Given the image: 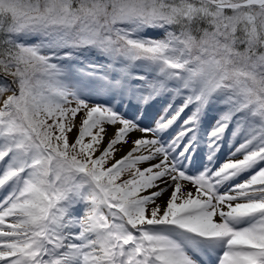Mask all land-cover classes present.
<instances>
[{"label": "snow or ice", "instance_id": "snow-or-ice-1", "mask_svg": "<svg viewBox=\"0 0 264 264\" xmlns=\"http://www.w3.org/2000/svg\"><path fill=\"white\" fill-rule=\"evenodd\" d=\"M0 264H264V0H0Z\"/></svg>", "mask_w": 264, "mask_h": 264}]
</instances>
